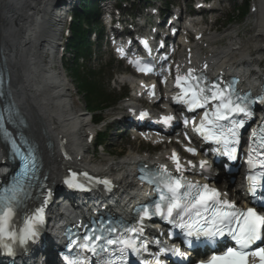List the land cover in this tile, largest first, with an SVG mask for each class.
Wrapping results in <instances>:
<instances>
[{
  "label": "bare ground",
  "instance_id": "bare-ground-1",
  "mask_svg": "<svg viewBox=\"0 0 264 264\" xmlns=\"http://www.w3.org/2000/svg\"><path fill=\"white\" fill-rule=\"evenodd\" d=\"M54 2L57 4L61 0H0V59H3L8 73V98L15 103L27 124L24 129L26 135L36 143L42 154L44 172L50 183H58L64 167L79 168L89 175H112L120 188L127 190L133 181L130 172L134 164L165 158L166 151L155 155L150 150L142 154L131 152L118 161H108L104 165L88 155L90 146L85 138L90 133V125L86 114L74 106L57 58L54 55L44 58L43 55V52L52 50L60 39L62 24L51 28L47 26L57 16L50 10ZM253 4V37L244 40L237 33L228 31L216 35L208 27L201 26L193 38L197 34H201L202 38L191 41L190 45L185 44L179 53L180 62L196 64L203 58L204 62L199 67L206 63L224 75L238 69L247 57L262 54L264 0H253ZM223 40L226 41L221 43ZM249 62L252 68L256 66L253 59ZM170 68H173L172 64ZM261 68L259 65V70ZM258 72L251 78L250 84L254 87L259 79L264 78V71ZM118 81L134 84L129 75H120ZM147 138L150 141L156 139L155 136ZM47 142L50 143L48 148L45 147ZM219 186L227 189V186ZM232 196L237 198L233 193Z\"/></svg>",
  "mask_w": 264,
  "mask_h": 264
},
{
  "label": "snow or ice",
  "instance_id": "snow-or-ice-1",
  "mask_svg": "<svg viewBox=\"0 0 264 264\" xmlns=\"http://www.w3.org/2000/svg\"><path fill=\"white\" fill-rule=\"evenodd\" d=\"M118 51H123L118 49ZM136 66L137 71L145 74L152 71L151 67L145 65L141 67V61L130 60ZM199 78L193 75V70L189 69L188 73L181 76L177 75L175 86L180 89V93L172 99L176 103L184 104L189 111L197 108L205 109L200 117L199 125L193 128V131L200 134L204 140H211L224 146V154L230 159H235L236 149L229 147L230 144L238 143L237 137L239 130L245 126V118H250L252 113L247 104L244 103V97H237L233 100L230 96L225 95V91L217 85L211 88L202 87L198 81ZM155 86H152L154 89ZM211 95H208V93ZM149 95H154V91H149ZM212 101H218L212 104V110L208 111L206 105ZM264 103V97L260 100ZM148 115L147 112H141L140 118L143 119ZM236 117H241L237 119ZM173 116L161 117V122L170 124ZM221 121L228 122L227 126ZM190 121L185 120L187 125ZM256 133L253 132L255 137ZM259 148H264V137L260 138ZM186 151L195 155V148H186ZM213 151H218L214 149ZM255 151L260 155L259 149L252 148L250 145L248 164L254 167L251 153ZM176 165V171H182V165L175 152L171 156ZM191 165V161L188 162ZM206 161H200V168H206ZM264 167V161H261ZM84 175H87L86 173ZM258 177H264V172L250 175V191L255 192L259 186ZM141 179H145L141 177ZM147 182L155 186L154 190L158 194L151 205H145L142 209L140 220L151 219L158 216L162 220L171 223L174 227L179 228L184 234L187 243L191 246V239L197 240L205 238L208 241L215 242L218 238L225 235L231 237L237 247H229L220 255H213L207 261H201L200 264H249V257L257 258L259 264H264V247H258L254 251L247 252L251 245L256 241L264 239V216L259 215L254 208H248L246 211L237 209L235 204L228 200H222L220 193L215 188H209L207 184L200 185L185 180L182 176L177 177L169 173L163 166L154 176L148 177ZM70 187L82 188L83 185L75 183V176L71 180H65ZM108 184V181H103ZM12 195L0 196V248L13 251V243L24 245L28 240H34L38 234V225L43 223V207L35 209L34 212L26 214L22 220V227H17L15 220L19 218L18 201L14 189H8ZM47 203V200L44 201ZM109 231L115 232L116 229L110 228ZM126 232L142 234L143 228H129ZM104 239L101 236H85L82 243L73 240L68 247L77 245L84 252L95 253L97 251L96 241ZM106 245H121L119 249V258L122 262L126 261V252L131 249L132 253L138 254L140 248L146 245L140 244L139 248L132 239L117 237L116 239H106ZM103 251H108L103 248ZM161 252H171L175 256L186 259L184 254L178 248H168L167 246L160 249ZM83 264V261L79 262ZM107 264H116L115 261L109 260ZM159 264V261L157 262Z\"/></svg>",
  "mask_w": 264,
  "mask_h": 264
},
{
  "label": "rangeland",
  "instance_id": "rangeland-1",
  "mask_svg": "<svg viewBox=\"0 0 264 264\" xmlns=\"http://www.w3.org/2000/svg\"><path fill=\"white\" fill-rule=\"evenodd\" d=\"M175 1H176V4H180V1L184 2V0H175ZM135 2H137V0H135ZM242 2H243V0H227L226 2L216 4V7H218L219 10L216 12L217 13V22H216L215 28L221 27L223 22H226L224 20H226V19L228 20L229 18L235 19L234 22H236L238 20V16H236L235 9L237 7H239L240 5H242ZM251 2H252V0H251ZM192 4H194V3H192ZM250 14L251 13L249 12V14L246 15L245 19L243 21L241 20V23L239 25H237V26L236 25H234V26L228 25V26L224 27L223 30H221L222 31L221 33L214 32L215 31V28H214L213 33H215L216 35H220L225 31H228L229 33L238 32L237 34L239 36H241L244 40L250 38V36L253 37L254 29H252V26H253V23L255 21V18H252V16H250ZM252 21H253V23H252ZM209 23H210V20H208L207 24H209ZM245 30L247 31L246 33H245ZM250 31H251V33H250ZM93 50H94V53H95L94 55L96 56V58L90 60L87 63V67L94 68L97 71L98 70L101 71V75H100L99 79H102V82H104V87L106 88V90L113 95H119V90H121V87L117 81H118V76L122 75L124 73V66L121 64L112 62V60L110 59V55L108 53L102 52V51L96 52L95 51V45L93 46ZM65 73L67 74V80L72 81L73 90H76V87H75L76 83L71 79L70 75L66 71H65ZM110 74H115L113 76V80H108ZM125 91H127V98H129L128 97L129 92H130L129 88L126 87ZM77 98L79 99V104L82 107H84L85 105H84L82 96L79 95V97H77ZM127 98L126 99L124 98L122 101H120L114 107V110H116L117 112L121 111L123 108V104L126 102ZM114 110L109 109L108 111H106L102 115V119H107V118L111 119L110 115L112 114V111H114ZM86 118L87 119L89 118V116L87 114H86ZM110 119H108L107 122H109ZM104 139H105V145L107 146V148L105 147V149L108 151L106 153H109L110 155H106V154H103L101 152H98L99 153L98 157L97 156L94 157L95 158L94 160H97L96 162H98V163H99V161H101L102 165H104L108 161H113V162L118 161V159L121 156L126 157L132 151H133V153H136L135 151H138V152L145 151L146 152V150H145L146 147H149L151 149V147L148 144L133 140L127 134H122L119 136L118 132L116 131V128H114V127H110L109 129H107L106 134H104ZM150 149H148V150H150ZM160 150H161V148H160ZM118 153L119 154L121 153V156L115 157V155H117ZM155 153H157V151H155ZM89 156L92 157L91 154Z\"/></svg>",
  "mask_w": 264,
  "mask_h": 264
},
{
  "label": "trees",
  "instance_id": "trees-1",
  "mask_svg": "<svg viewBox=\"0 0 264 264\" xmlns=\"http://www.w3.org/2000/svg\"><path fill=\"white\" fill-rule=\"evenodd\" d=\"M86 8L93 12L94 5L89 4L87 7L81 6L85 15L90 16L91 14L86 11ZM78 14L79 15H75L74 17L75 22L71 25V37L68 40V49L75 55L72 65L69 68L73 79L76 81L79 93L85 100L86 106L93 112V115L96 116L98 112L101 113L104 107L109 103H113L114 100L104 91L101 84L96 81L94 72L90 71L84 74L76 67L78 58L88 55L86 52L88 51L89 45L87 33L80 25L81 22L84 21L83 15L79 12Z\"/></svg>",
  "mask_w": 264,
  "mask_h": 264
}]
</instances>
